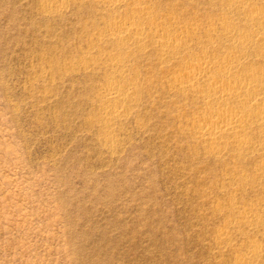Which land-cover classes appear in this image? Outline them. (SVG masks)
<instances>
[{"label":"rangeland","instance_id":"rangeland-1","mask_svg":"<svg viewBox=\"0 0 264 264\" xmlns=\"http://www.w3.org/2000/svg\"><path fill=\"white\" fill-rule=\"evenodd\" d=\"M209 70L257 105L176 88ZM211 108L264 112V0H0V264H264V124Z\"/></svg>","mask_w":264,"mask_h":264},{"label":"bare ground","instance_id":"bare-ground-1","mask_svg":"<svg viewBox=\"0 0 264 264\" xmlns=\"http://www.w3.org/2000/svg\"><path fill=\"white\" fill-rule=\"evenodd\" d=\"M130 1H133V0H130ZM100 2L107 5V7L111 8V9H119V8H121L127 4V0H100ZM240 4H243V2H240ZM253 20H255V19L254 18L246 19V21L250 22V23ZM252 25H253V22H252ZM165 33H166V31H165ZM169 33L170 32H167L166 34H169ZM165 35H164V37L162 35H160V36L158 35V38H163V39H161V43L164 46H167V47L170 46L171 48H176L177 47L176 45L179 42V39L181 37H183L182 32H179L178 35H176L175 37H170V34H169V36L166 35L167 37ZM124 36H131L137 40H141L143 38L142 37L143 36L142 30L137 25L127 23V22L117 24V30L113 31L110 34V38H112L113 40H118V41L122 40ZM235 56L236 55L231 54L229 56V58L234 59ZM117 64H119V63H117ZM198 64L202 68V70L206 69V68L210 69V63L209 62L207 63V61H200ZM120 68H121V66H120ZM122 69H123V66H122ZM117 70H118V68H117ZM209 71L205 72V73L201 72L198 75H193V76L188 77L183 82L176 83L177 84L176 88L181 89V90H187L188 92H190L194 95H198L201 93L198 85L202 81H204L205 78L213 76V78L215 80V84H213L214 86L212 84H207L205 86V88L209 92L212 91L214 93L212 96L205 97L204 98L205 100L212 98L213 100L216 101V100H227V99L233 98L235 101H241L242 98H246L249 101L253 102L254 105H257V98L259 96H261L263 93L261 92L259 87L255 84V82H253V81L252 82H246V81H248V78L246 76L233 80L231 77L228 76L226 71H220V72H217V74H214L213 72H211V71L209 72ZM232 81L237 85V87L241 91L233 94L231 92H224V91L217 90L216 83L223 84L225 82L230 83ZM120 85L121 84H119V86ZM110 86L111 85H109L108 87H110ZM121 87H122V85H121ZM123 88L126 89V86ZM114 89H116V87ZM117 89H119V88H117ZM107 92H108V90H107ZM109 95H111L110 98H112L113 101L115 100L116 102L122 103L124 100L123 94L121 92L114 91V90L112 91L111 88L109 89ZM105 97H106V95H105ZM206 102H208V101H206ZM120 105L118 104V106H120ZM247 119L251 120L252 123L264 124V112H261V114L257 113V115L249 114V115L245 116L243 114L235 113L233 111L231 112L228 110L211 108L209 110V115L204 116L202 118L203 125L200 128L201 131L198 133L199 137H200V139L205 140L207 142H211V143H215L223 135H229V136L236 138L237 136H239L240 134H242L245 131V129H246L245 121ZM219 126H220V128H218Z\"/></svg>","mask_w":264,"mask_h":264}]
</instances>
